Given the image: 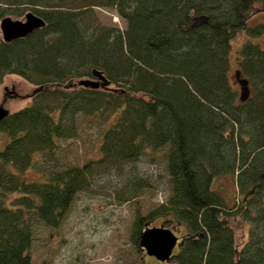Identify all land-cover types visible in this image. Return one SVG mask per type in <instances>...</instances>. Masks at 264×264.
Returning a JSON list of instances; mask_svg holds the SVG:
<instances>
[{
  "label": "trees",
  "instance_id": "obj_1",
  "mask_svg": "<svg viewBox=\"0 0 264 264\" xmlns=\"http://www.w3.org/2000/svg\"><path fill=\"white\" fill-rule=\"evenodd\" d=\"M256 2L264 6V0H0V18L21 16L19 6L34 4L40 7L32 12L46 22L16 41L0 38V85L16 74L37 86L30 105L0 121V139L9 137L0 140V264H32L33 218L61 229L78 194L98 176L127 174L126 200L139 197L153 184L125 167L158 152L167 162L170 196L134 217L138 253L147 223L163 216L167 226H185L174 264H264V45L247 40L239 49L238 72L249 82L245 101L230 66L238 33L264 36V24L246 23ZM96 7L115 8L125 30L103 23ZM98 73L106 79L99 88L80 85ZM80 114L107 124L101 156L38 168L56 159L62 139L78 138ZM221 161L236 174V206L214 189L225 172ZM31 170L40 177L28 180Z\"/></svg>",
  "mask_w": 264,
  "mask_h": 264
},
{
  "label": "rangeland",
  "instance_id": "obj_2",
  "mask_svg": "<svg viewBox=\"0 0 264 264\" xmlns=\"http://www.w3.org/2000/svg\"><path fill=\"white\" fill-rule=\"evenodd\" d=\"M34 4H24L18 9H23V15L7 13L13 19L25 20V15L32 11ZM100 20L105 24L115 25L125 30L127 23L119 17L115 8L96 7ZM247 26L254 27L264 24V6L256 2L252 7V14L246 22ZM0 38H3L0 27ZM252 40L264 45V36L249 38L246 30L241 31L233 40L231 63V82L241 94V86L238 83L239 49L244 41ZM8 87V90L6 88ZM37 86L16 74H9L0 85V104L15 112L30 105L33 102V94ZM114 119L112 117L111 121ZM79 135L76 139H62L56 159L38 163L40 169H61L73 162L82 165L102 154L100 149L101 137L107 124L99 123L84 115H79ZM9 138L7 133H1V139ZM4 145L1 142L0 148ZM227 162V161H225ZM225 172L214 180V189L219 191L229 206L238 204L240 198L233 171L221 161L219 164ZM221 169V170H222ZM125 172H133L142 179L152 182L150 188H143L139 197L134 200H126L127 187L126 175L112 171L98 176L88 190L78 194L73 205V210L61 229L55 230L33 218L36 227V238L33 241L30 254L33 257L32 264H41L50 261L54 264L67 262L75 264H174L171 260L160 261L154 256L148 255L144 250L138 253L132 242V229L138 210L144 212L160 207L170 196V175L167 170L166 159L162 152L147 153L136 164L125 167ZM41 172L28 171L25 177L28 180L39 178ZM239 197V198H238ZM236 202V203H235ZM175 222V221H173ZM164 224L175 231L179 237L178 245L173 254L180 249L181 238L185 233L183 224L166 225L165 217L157 216L147 223L148 226H160ZM176 224V222H175ZM146 225V226H147Z\"/></svg>",
  "mask_w": 264,
  "mask_h": 264
},
{
  "label": "water",
  "instance_id": "obj_3",
  "mask_svg": "<svg viewBox=\"0 0 264 264\" xmlns=\"http://www.w3.org/2000/svg\"><path fill=\"white\" fill-rule=\"evenodd\" d=\"M204 19L205 18H202V20ZM45 25L46 22L41 16L30 11L25 15V20H15L10 16L4 17L1 20L0 27L3 40L11 42L24 38L35 30L43 28ZM240 75L241 74L238 72V83L240 84L239 86H241L240 97L242 101H245L249 97V82ZM97 76L99 78L97 80L84 79L79 83L82 86L99 88L103 81L106 82V79L102 73H98ZM6 90H8V87ZM10 113L9 108L7 109L0 104V121L9 116ZM178 241L179 237H177L175 231L169 227H165L164 224L153 227L147 225L142 232L140 246L148 255L154 256L160 261H167L174 255L173 252L178 245Z\"/></svg>",
  "mask_w": 264,
  "mask_h": 264
}]
</instances>
